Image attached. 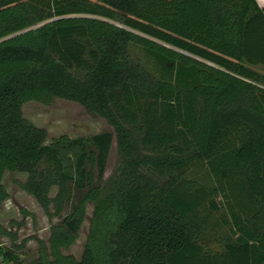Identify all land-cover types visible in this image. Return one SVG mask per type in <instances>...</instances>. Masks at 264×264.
<instances>
[{
    "label": "trees",
    "instance_id": "trees-1",
    "mask_svg": "<svg viewBox=\"0 0 264 264\" xmlns=\"http://www.w3.org/2000/svg\"><path fill=\"white\" fill-rule=\"evenodd\" d=\"M131 46L162 73L133 61ZM254 67H264L257 0H0V185L28 173L33 195L50 171L98 217L113 201L103 178L115 135L126 192L108 264H264V75ZM56 99L114 134L46 144L21 109ZM62 223L50 257L76 264L56 253L79 217ZM15 254L0 244V262L18 264ZM98 256L86 243L83 264Z\"/></svg>",
    "mask_w": 264,
    "mask_h": 264
},
{
    "label": "rangeland",
    "instance_id": "rangeland-1",
    "mask_svg": "<svg viewBox=\"0 0 264 264\" xmlns=\"http://www.w3.org/2000/svg\"><path fill=\"white\" fill-rule=\"evenodd\" d=\"M115 24L124 28L116 22ZM129 55L152 75L159 76L162 73L161 65L147 56L141 48L131 46ZM253 69L264 75V67ZM75 76L82 80L84 74L75 73ZM21 113L24 120L44 132L46 144L61 136L77 139L105 132L114 134V127L104 117L89 113L78 103L62 99H56L47 106L28 102L22 106ZM122 158L114 135L103 178V194L113 197V201L109 209L98 217L93 215L92 202H79L74 185L53 180L50 171L46 180L33 187L34 193L43 197L41 201L26 190L28 183H31L28 173H5L0 185L1 246L16 253L14 258L18 264H41L45 256L48 257V263L53 264L55 259L50 257L53 251L52 239L58 233H64V229L60 228L63 219L79 217L75 238L68 244L57 247L59 253L56 254L63 258L70 257L74 262L80 261L84 247L89 243L97 250V258H100L101 263L108 264L107 253L114 248L111 237L118 225L122 211L120 203L126 192V181L120 173ZM72 162L68 155L64 157L68 173H72ZM120 180L123 182L119 185ZM220 215L221 213L217 214L215 219ZM208 249L219 251L220 246L212 242Z\"/></svg>",
    "mask_w": 264,
    "mask_h": 264
},
{
    "label": "crops",
    "instance_id": "crops-1",
    "mask_svg": "<svg viewBox=\"0 0 264 264\" xmlns=\"http://www.w3.org/2000/svg\"><path fill=\"white\" fill-rule=\"evenodd\" d=\"M257 4L260 8L264 10V3H262L261 0H257Z\"/></svg>",
    "mask_w": 264,
    "mask_h": 264
},
{
    "label": "flooded vegetation",
    "instance_id": "flooded-vegetation-1",
    "mask_svg": "<svg viewBox=\"0 0 264 264\" xmlns=\"http://www.w3.org/2000/svg\"><path fill=\"white\" fill-rule=\"evenodd\" d=\"M85 248V247H84ZM83 259H84V252H83V256L82 259L80 261H75L76 264H83ZM95 264H99L98 262H96Z\"/></svg>",
    "mask_w": 264,
    "mask_h": 264
},
{
    "label": "snow or ice",
    "instance_id": "snow-or-ice-1",
    "mask_svg": "<svg viewBox=\"0 0 264 264\" xmlns=\"http://www.w3.org/2000/svg\"><path fill=\"white\" fill-rule=\"evenodd\" d=\"M262 3H264V0H261Z\"/></svg>",
    "mask_w": 264,
    "mask_h": 264
}]
</instances>
